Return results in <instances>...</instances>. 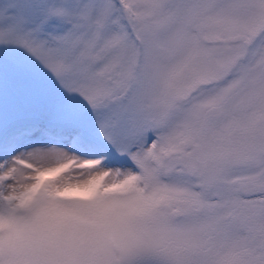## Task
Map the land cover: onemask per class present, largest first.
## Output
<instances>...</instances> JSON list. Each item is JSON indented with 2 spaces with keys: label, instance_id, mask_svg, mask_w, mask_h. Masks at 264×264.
Masks as SVG:
<instances>
[{
  "label": "snow or ice",
  "instance_id": "6c2138e0",
  "mask_svg": "<svg viewBox=\"0 0 264 264\" xmlns=\"http://www.w3.org/2000/svg\"><path fill=\"white\" fill-rule=\"evenodd\" d=\"M0 264H264V0H0Z\"/></svg>",
  "mask_w": 264,
  "mask_h": 264
}]
</instances>
